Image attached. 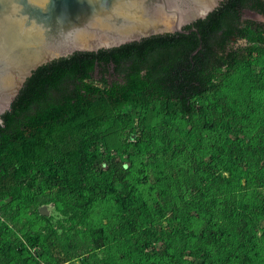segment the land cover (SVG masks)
<instances>
[{
    "label": "trees",
    "instance_id": "16d2710c",
    "mask_svg": "<svg viewBox=\"0 0 264 264\" xmlns=\"http://www.w3.org/2000/svg\"><path fill=\"white\" fill-rule=\"evenodd\" d=\"M246 10L264 0L33 73L0 123V264H264V23Z\"/></svg>",
    "mask_w": 264,
    "mask_h": 264
},
{
    "label": "water",
    "instance_id": "95a60500",
    "mask_svg": "<svg viewBox=\"0 0 264 264\" xmlns=\"http://www.w3.org/2000/svg\"><path fill=\"white\" fill-rule=\"evenodd\" d=\"M223 1L0 0V123L40 67L75 53L189 33L187 26ZM41 211L48 214L46 206Z\"/></svg>",
    "mask_w": 264,
    "mask_h": 264
},
{
    "label": "rangeland",
    "instance_id": "374dc122",
    "mask_svg": "<svg viewBox=\"0 0 264 264\" xmlns=\"http://www.w3.org/2000/svg\"><path fill=\"white\" fill-rule=\"evenodd\" d=\"M243 19H245V20L249 19V20H253L256 22L264 23V16H262L256 12L248 11V10L244 11Z\"/></svg>",
    "mask_w": 264,
    "mask_h": 264
}]
</instances>
